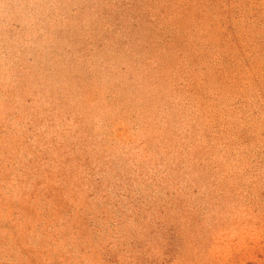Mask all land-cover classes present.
I'll return each instance as SVG.
<instances>
[{
    "label": "rangeland",
    "instance_id": "374dc122",
    "mask_svg": "<svg viewBox=\"0 0 264 264\" xmlns=\"http://www.w3.org/2000/svg\"><path fill=\"white\" fill-rule=\"evenodd\" d=\"M0 264H264V0H0Z\"/></svg>",
    "mask_w": 264,
    "mask_h": 264
}]
</instances>
